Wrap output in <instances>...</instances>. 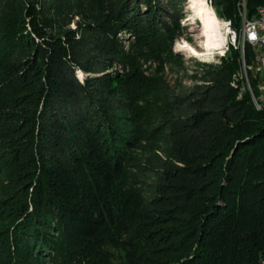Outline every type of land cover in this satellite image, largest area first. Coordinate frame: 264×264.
<instances>
[{
  "label": "trees",
  "instance_id": "16d2710c",
  "mask_svg": "<svg viewBox=\"0 0 264 264\" xmlns=\"http://www.w3.org/2000/svg\"><path fill=\"white\" fill-rule=\"evenodd\" d=\"M109 1L111 10L101 23L108 32L155 27L159 0ZM215 1L219 16L232 19L238 27L240 0ZM246 1L249 15L264 6V0ZM37 3L0 0L1 157L8 163L13 186V198L3 206L13 219V229L25 224L39 228L48 219L63 236L74 237L91 232L98 215V190L81 182L79 170L73 171V177L65 160L88 164L97 176L106 177L109 170L120 169L122 148L111 136L117 132L106 115L105 97L94 96L91 79L82 83L75 75L77 66L88 69L76 42L51 34L40 42L33 34L41 37L49 26L44 8ZM144 15L147 25H138ZM30 17L34 31L26 33ZM218 67V84L212 95L198 101L205 109L193 117V166L173 171L170 178L181 183L168 184L178 192L175 213L181 219L170 222L174 217L159 214L145 218V206L135 194L131 196L128 209L136 216L126 218L124 227L129 235L127 264L264 260V106L257 108L245 88L239 98L241 88L230 83L240 69L239 50L232 48ZM256 80L251 69V83L257 85ZM26 92L34 96L29 101L32 111L21 117L1 115ZM62 110L66 115H58ZM108 127L112 132H107ZM11 230L0 241V264H22L20 257L13 258L18 246Z\"/></svg>",
  "mask_w": 264,
  "mask_h": 264
},
{
  "label": "rangeland",
  "instance_id": "374dc122",
  "mask_svg": "<svg viewBox=\"0 0 264 264\" xmlns=\"http://www.w3.org/2000/svg\"><path fill=\"white\" fill-rule=\"evenodd\" d=\"M212 1L216 8V1ZM158 2L160 12L152 29L108 32L101 23L111 10L109 0H39L37 6L44 8L49 20L41 37L33 33L32 18H28L24 32L32 31L38 41L51 34L76 42L81 62L88 69L77 66L75 75L82 83L91 79L94 96L105 97L106 115L117 132L111 136L120 141L122 160L120 169L109 170L106 177L102 173L97 176L88 164L65 160L73 177V171L79 170L81 182L98 190V215L91 232L63 236L48 219H43L39 228L25 224L24 228L13 229V219L3 206L13 198V186L8 163L1 157L0 141V241L11 227L17 241L14 245L18 246L13 258L20 257L22 264H127L125 244L129 235L124 227L126 218L136 216L128 209L134 194L145 206V218L159 214L167 219L174 217L170 222L180 221V214L175 213L178 202L174 195L178 192L168 184L181 183L170 178L173 171L193 166V117L205 109L198 101L212 95L218 84L221 49L213 50L210 56L189 53L183 45L202 49V39L197 37L203 27L190 8V0ZM141 6L146 7L143 3ZM146 18L142 16L137 24L147 25ZM233 81L232 77L231 85ZM235 85L243 93L242 79ZM23 98L18 97L16 104L1 115L21 117L32 111L29 101L34 100L33 93L26 92ZM23 101L26 104L20 105ZM17 105L18 110L13 108ZM66 113L62 110L58 115ZM61 153L67 154L63 150Z\"/></svg>",
  "mask_w": 264,
  "mask_h": 264
},
{
  "label": "bare ground",
  "instance_id": "6f19581e",
  "mask_svg": "<svg viewBox=\"0 0 264 264\" xmlns=\"http://www.w3.org/2000/svg\"><path fill=\"white\" fill-rule=\"evenodd\" d=\"M190 3V8L193 9L195 15H197L200 20H202L201 22H203L201 32L199 31L200 35L197 37L202 39V41H200L201 44L199 45L202 49H197L191 44L183 45V48L185 47L189 53L193 52L195 55L199 56H208L209 54L215 53L213 50L221 49V51L218 52L220 56L217 58V62H221L222 57H226L225 47L235 48V46H239V39H232V35H230L227 30V21H229L230 31H237L238 27L234 26L232 19L218 16L219 14L214 7L212 0H190ZM182 51H184V49H182ZM252 62L260 63L259 53H252ZM252 70L257 79V85L264 86V75L260 73L259 69ZM244 88L249 91L252 100H259L258 89L255 94L251 84H245ZM254 104L257 108H261V105L264 106V96H261V103Z\"/></svg>",
  "mask_w": 264,
  "mask_h": 264
},
{
  "label": "built area",
  "instance_id": "2783aa9c",
  "mask_svg": "<svg viewBox=\"0 0 264 264\" xmlns=\"http://www.w3.org/2000/svg\"><path fill=\"white\" fill-rule=\"evenodd\" d=\"M238 7L241 19L237 31H230L229 21H227V30L232 35V39H239V46H235L234 49L240 52V70L236 72V78H233L234 85L240 79H242L243 88L245 84H253V89L259 91V100L252 101L261 103L264 86L251 83V69H259L260 73L264 75V6H258L252 15H249L246 0H240ZM225 48L227 55L232 48ZM252 53L260 54V63L252 62ZM238 97H242V90Z\"/></svg>",
  "mask_w": 264,
  "mask_h": 264
}]
</instances>
